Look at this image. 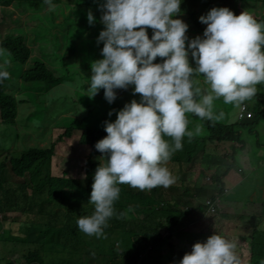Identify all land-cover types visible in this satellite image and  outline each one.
I'll return each instance as SVG.
<instances>
[{
    "label": "clouds",
    "instance_id": "1",
    "mask_svg": "<svg viewBox=\"0 0 264 264\" xmlns=\"http://www.w3.org/2000/svg\"><path fill=\"white\" fill-rule=\"evenodd\" d=\"M182 2L102 0L97 5L104 27L99 31L96 43L103 42V47L101 58L90 61L91 74L86 80L91 92L89 97L103 89L109 104L117 98L116 105L123 106L118 110L110 109L108 117L101 123L107 135L94 144L101 156L93 173L89 198L86 196L79 207H73L78 214L75 228L84 237L86 234L99 238L103 234L115 214L114 202L117 200L118 205L119 193L122 194L124 189L149 190L155 198L154 208H157L158 200L166 199L162 191L170 190L167 187L176 182L167 162L183 147L185 136L191 139L194 131H200L199 126L194 131L188 129L189 113L210 121L219 119L223 112L214 113L213 102L222 98L225 104L233 107V123H245L242 120L251 119L253 112L242 102L264 96V93H256L257 85H264V20L256 14L261 20L258 21L247 11L235 15L228 7L214 6L198 17L206 25L202 34L189 38L186 35L188 25L179 18L183 14ZM43 3L50 10L56 6L53 0H43ZM86 19L89 25L95 22L91 10L87 11ZM148 29H151L150 37ZM189 55L193 63L189 62ZM157 57L162 59L154 62ZM8 77V71L0 67V81ZM25 83L37 85L36 82ZM236 105L240 106L235 110ZM113 112L115 119L108 121ZM259 125L264 123L261 121ZM75 130L77 128L71 130V135ZM260 131L263 133L262 129ZM64 132L60 136L71 137L64 136ZM214 144L225 143L208 142L207 145ZM257 146L262 149L255 150L264 152V133L259 142L253 143V148ZM244 147L251 149L247 143ZM209 149L216 153L213 148ZM230 152L229 145L226 153L218 155ZM195 163L205 166L198 156L182 166L183 176H188V168ZM220 166L219 172L216 166L204 168L214 170V183H211V176L197 178L205 184L201 191L213 190L211 197H201L199 191L186 188L183 180L177 185L188 189L187 197L197 202L195 206H188L192 215L201 211L219 212L221 204L232 196L231 188L243 183V175L237 177L233 172L236 165ZM120 184L134 188H123ZM243 198L242 195L240 202ZM89 203L92 211L87 210ZM198 205L200 211H196ZM187 228L188 225L183 231L187 232ZM188 233L194 234L189 240L191 243L187 241L179 247L177 240L182 235L176 232L168 236V232H164L163 237L169 240L158 250V255L151 254L150 247L141 244L129 264H242L252 258L246 250L245 258L248 255L249 258L241 261L245 258H240L237 253L240 250H237L238 242L215 231L205 240L197 237V233ZM174 235H177L176 239H173Z\"/></svg>",
    "mask_w": 264,
    "mask_h": 264
},
{
    "label": "trees",
    "instance_id": "2",
    "mask_svg": "<svg viewBox=\"0 0 264 264\" xmlns=\"http://www.w3.org/2000/svg\"><path fill=\"white\" fill-rule=\"evenodd\" d=\"M3 5L15 4L18 11L22 10L24 4L31 5L35 10H43V0H2ZM54 4L61 3L63 7H71L75 0L65 2L62 0H53ZM90 2V3H89ZM261 2V4H260ZM87 11L91 9V3L93 0L86 1ZM75 5V4H74ZM228 7L233 11L235 15H238L242 11L251 13L258 21H261L256 17V10L264 7V0H183L180 7H183L184 12L188 14L184 18V15L180 16L184 22L187 23L188 28L186 35L190 33L200 35L203 28L206 25L202 24L198 17L205 14L212 7ZM86 11V13H87ZM99 11V10H98ZM62 15V10H59ZM72 11H66L69 15ZM74 14V13H73ZM45 28L60 29V31L66 32L79 28L78 31L88 30L87 24L82 26L81 20L79 25L74 22H70L67 26L63 23H55L56 17L53 13H48L45 16ZM104 26H97V33L102 30ZM148 35L151 36V29H148ZM92 34H96L95 30ZM88 34L87 36H89ZM75 38V37H74ZM11 37L5 39V43L0 44L1 49H7L12 54L19 65H24L27 59V53H24L22 47H11L14 42L10 40ZM11 43V46L8 43ZM71 45L73 42L70 43ZM81 46L88 45L87 39H84ZM96 47L100 49L103 47V42L96 44ZM73 47L69 48V52L74 51ZM94 60L101 58V51L93 54ZM162 58L157 57L156 61L159 62ZM194 66V65H193ZM25 82H36L39 87L52 88L58 85L63 77L54 69L47 67L42 62H36L32 68L25 70L20 78ZM3 82H0V114L3 120V124H11L15 117V102L3 93ZM98 94H103V89H100L96 94V98L91 99L86 104L90 107L87 114L79 118L76 114V118L64 116L63 110L54 105L55 98L48 101V104L43 108L37 107L39 110L38 122L42 124L39 128L37 126L32 128L36 131L34 133L36 139H43V133H46V128L49 126H65L67 130L64 132V136H70L73 128L80 129L79 142L81 146H84L85 161L81 167V171L84 174L82 181H77L71 178L55 177L49 175L51 167V158L55 154V146L63 138L59 136L56 142L49 143L48 146L40 147L39 145L29 146L27 148L21 147L18 158L8 161L10 165H14L12 168L13 176L16 178L23 177L26 173L33 174L35 168L45 169V174L42 177H35L36 188L44 186L46 183L55 184L62 188V196L60 199H43L41 203L34 202L33 205L28 208L37 206L38 216L47 219L45 223L37 226L30 225L27 228V234H24L22 238H14L16 242L26 244L27 237L36 233L33 243L30 244L38 247V250H31L29 248L28 253L16 256L17 261L21 264H51V255L58 252H71L81 254L82 264H129L130 259L134 258V254L139 250L141 244H145L150 247V253L158 255V250L166 244L169 240L168 237H163L164 232H168V236L173 233H180L182 236L177 240L178 246L182 247L187 241L190 240V233L184 232L183 228L187 225V220L192 212L188 209L192 203L187 199L188 189L181 186L178 187L176 183L167 187L170 190L176 192V196L169 200H158L157 208L155 206V198L152 192L149 190L131 191L124 189L122 191V197L124 200H120L117 205V200L114 202L115 214L118 215L111 217L108 221V226L104 229L103 234L97 238L95 235L85 237L80 235V231L75 228V219L77 215L74 212L73 207H79L88 196L91 191V183L93 173L99 162L95 163V156L101 155V153L94 148V144L99 139L107 135L104 131L103 124H101L105 118H102L101 114H105L110 109L118 110L123 105L118 106L117 98L111 103H104V98ZM26 98H30L26 96ZM244 103L253 112V117L248 120H242L245 123H233V125L224 124L221 122L213 123L210 120L201 119L198 116L189 113L188 129L193 130L199 126L200 131L195 132L191 139L185 136L182 140L183 147L177 153H173L168 161L167 167L171 172L176 175V172L170 162L175 165L182 166L192 162L199 156V160L202 162L203 168L216 166V171L221 169L220 165H236L237 168H242V175L245 174V169L248 170L246 163H241L237 154L246 155L244 143L250 142L257 143L264 133V125H259L262 121L264 123V96H261L254 101H244ZM66 105V104H65ZM236 105L234 109H238ZM232 107L230 106V109ZM49 114L47 117L46 114ZM218 113V112H216ZM73 114V113H72ZM36 115H33L35 117ZM31 116H29L30 118ZM60 117L58 122L56 118ZM115 119V112L109 117L108 121ZM5 121V122H4ZM34 121V120H33ZM260 126V128H258ZM263 130V133L260 131ZM166 140H171L170 137H164ZM209 143H229L231 152L227 155H218L211 153L209 149ZM233 143V145H231ZM88 149V150H87ZM255 149H262L260 147H254ZM256 150V152H257ZM185 156V157H184ZM184 157V159H183ZM183 160V161H182ZM4 160L0 163V187L2 185V175L7 170V163ZM201 166V165H200ZM4 169V170H3ZM249 171V170H248ZM177 176V175H176ZM264 176V173H263ZM183 180V179H181ZM244 180V179H243ZM8 188L7 184H3ZM85 188H84V186ZM24 185H17L6 191L8 197L5 200L0 199V208L2 211H12L11 203L16 202L17 199L14 196L15 192L21 195V191ZM166 188V189H167ZM1 191V190H0ZM233 194L227 199L228 201L240 202L242 195L249 191V188L244 186L242 188V182L231 188ZM264 192V187L261 186L260 192ZM1 195L5 196L2 192ZM188 198V197H187ZM128 200V201H127ZM88 201V200H87ZM262 201V200H261ZM201 206L196 207V211H200ZM85 210V208H84ZM87 210L92 211V205L89 203ZM123 213V216H122ZM262 215L264 216V208L262 209ZM90 214V212L88 213ZM185 220H182L183 218ZM182 220V221H181ZM14 222V221H12ZM215 226L219 224L214 223ZM19 226V225H18ZM11 229V228H9ZM218 231V227L216 229ZM254 236L249 239V247L247 253H251V260L242 264H255L253 260L258 257L260 260L258 264H264V217H260L256 220ZM10 232L0 229V245L7 246V237ZM197 237L202 238L203 234L197 233ZM257 239V243L254 241ZM191 243V241H189ZM193 244V242H192ZM255 244V246H254ZM169 251H173V246H169ZM240 258H245L246 253L242 249L237 252Z\"/></svg>",
    "mask_w": 264,
    "mask_h": 264
},
{
    "label": "rangeland",
    "instance_id": "3",
    "mask_svg": "<svg viewBox=\"0 0 264 264\" xmlns=\"http://www.w3.org/2000/svg\"><path fill=\"white\" fill-rule=\"evenodd\" d=\"M63 1L66 4L72 0ZM86 1L91 0H75V5L72 4L71 7H63L61 3H58L51 10L47 5L42 3L44 9L40 11L35 10L29 4H24L22 10L18 11L15 4L3 5V1L0 0V44L5 43V39L10 36V40L14 44L12 46L10 42L8 44L13 48L22 47L24 48V53H27L25 64L19 65L7 49L0 50V67L9 73V77L3 80V93L15 102V117L11 124H6L5 121V124H3L0 114V163L4 160L7 163V170L3 169L5 173L2 175L0 199L3 201L8 197V194H6L8 189L12 190L14 186L24 185L20 196L17 192L11 195L17 199V203H11L12 211L7 212L4 210L1 212L2 209L0 208V229L10 231L9 237H7V246L0 245V264H21L17 261L16 256L23 253L27 254L29 248L34 251L38 250V247L35 245L30 247L36 235L35 232L27 237L26 244L16 242L13 239L24 237L30 225L37 226L47 221L46 218L38 216L39 213L36 205H34V209L28 208V206L33 205L34 202L41 203L43 199L56 200L62 196V188L55 184L46 183L44 186L36 188L35 177H42L45 174V169L38 167L32 171L34 175L26 173L23 177L16 178L11 171L14 165L8 163L9 160L18 158L21 147L27 148L35 145H39L40 147L48 146L49 143L56 142L57 138L67 129L65 126H49L46 128V133L42 132L44 135L43 139L40 140V137L36 139L34 133L37 132L32 130V128L36 126L39 128L42 125L38 122L39 110L36 109V106L43 108L48 104L49 100L55 98L54 105L63 110L64 116H68L67 120L69 121L70 116L76 118L77 114L81 118L86 115L90 108L86 104L89 100L96 98V94L89 97L91 92L90 89H87L88 85L86 84V80L91 74L90 61L94 60L93 54L100 51V48L96 47V37L98 36L97 26L103 24L100 21L101 10L98 11L97 5L102 0H93L94 3H91V9L88 8V11L91 10L95 18V22L91 25L88 24L86 19ZM59 10H62V15H60ZM66 11H72L74 14L70 13L67 15ZM48 13L55 15V23H63L64 26H67L70 22H74L80 26L79 20H81L82 26L87 24L88 30L78 31L79 28H76L75 30L71 29L70 31L63 32L60 29H44L46 22L45 16ZM255 13L264 20V7L256 10ZM184 14L187 13L183 10L182 15ZM94 30L96 34H92ZM88 34L90 35L87 36ZM194 36L196 34L190 33L188 37L192 38ZM84 39H87L88 45L81 46L80 44ZM71 42H73L72 45L70 44ZM71 47L75 50L69 52L68 50ZM36 62H42L47 67L56 70L63 77L62 81L50 89L23 82L20 79L21 73L32 68ZM189 62L193 63L190 55ZM200 79L202 81L203 78L200 77ZM256 93H264V85H257ZM26 96L30 98H26ZM100 96L104 98L103 94ZM104 103H108L105 98ZM230 106L232 107L230 104H225L222 98L214 100V113L223 112V116L219 119H213L211 122L233 123L235 114L233 107L230 109ZM33 115L36 116L33 117ZM46 115L49 117L48 113ZM101 115L102 118L108 117V111ZM29 116L31 117L29 118ZM59 119L60 117H57L56 122ZM79 135L80 133L77 129L72 133L71 137H63L62 142L56 144L55 154L51 158V166L49 165L51 167L49 175L71 178L77 181L84 179L81 167L86 156L84 155V146L80 145ZM209 146L214 149L216 154H224L229 150V143ZM247 146L251 149L245 148L246 155L242 156L237 154V157L242 163H246L250 167V170L249 168L248 170L251 173L245 172L243 174L244 181L242 183V188L246 186L249 188V191L243 194L244 198L241 202L227 200L222 203L220 211L217 213L208 214L201 211L200 214L193 215L190 223L187 224V232L201 233L205 240L215 231L228 239L236 240L238 242L237 250L248 249L249 239L256 232V220L264 217L261 213L264 208V192H260L261 186L264 187V152H256L254 150L255 153H253V144H250V142H247ZM100 156H95V163L99 162ZM170 163L173 165L177 175H175V183L178 182L177 185H181V179H183V184L186 188L191 187L193 191H199L201 197H211L213 190L201 191L200 188L205 186V184L202 179L197 178L199 176H211L213 179L211 183H214V180H216L214 170H204L203 166L195 163L192 168H188V176H183L185 171L181 169V166L175 165L173 162ZM238 169L241 168H237L233 172L237 173V177H242V170ZM248 170L245 169V171ZM3 184H7L8 188ZM120 185L123 188L130 187L127 184ZM2 192L5 196L1 195ZM162 192L166 199L176 196V192L172 190H164ZM187 199L192 203V206L197 204L190 197ZM118 200H124L121 193H119ZM82 214H86V212H82ZM185 219L184 217L182 220ZM211 220H215L214 222L219 225L215 226ZM210 222L213 223L210 224ZM217 227L218 231L216 230ZM176 238L177 235H174L173 239ZM254 243H257V239ZM81 254H71V252L53 253L51 255V264H82ZM248 258L249 255L241 261ZM259 260L256 257L253 261L255 264H258Z\"/></svg>",
    "mask_w": 264,
    "mask_h": 264
},
{
    "label": "crops",
    "instance_id": "4",
    "mask_svg": "<svg viewBox=\"0 0 264 264\" xmlns=\"http://www.w3.org/2000/svg\"><path fill=\"white\" fill-rule=\"evenodd\" d=\"M244 252H246V250H244Z\"/></svg>",
    "mask_w": 264,
    "mask_h": 264
}]
</instances>
